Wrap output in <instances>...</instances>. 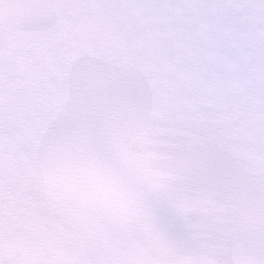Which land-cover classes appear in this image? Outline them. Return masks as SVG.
I'll list each match as a JSON object with an SVG mask.
<instances>
[{
	"label": "clouds",
	"instance_id": "clouds-1",
	"mask_svg": "<svg viewBox=\"0 0 264 264\" xmlns=\"http://www.w3.org/2000/svg\"><path fill=\"white\" fill-rule=\"evenodd\" d=\"M0 264H264V0H0Z\"/></svg>",
	"mask_w": 264,
	"mask_h": 264
}]
</instances>
